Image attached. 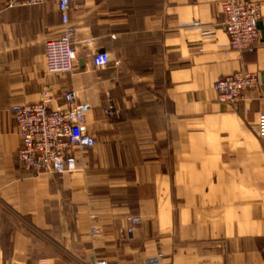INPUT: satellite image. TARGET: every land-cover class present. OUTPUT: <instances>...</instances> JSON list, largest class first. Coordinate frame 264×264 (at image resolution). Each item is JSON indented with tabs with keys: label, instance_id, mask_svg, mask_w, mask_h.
<instances>
[{
	"label": "crops",
	"instance_id": "crops-1",
	"mask_svg": "<svg viewBox=\"0 0 264 264\" xmlns=\"http://www.w3.org/2000/svg\"><path fill=\"white\" fill-rule=\"evenodd\" d=\"M227 1L71 0L77 63L49 74L55 3L0 0V264H264V0L254 53L229 49ZM238 72L258 86L221 102L214 85ZM70 91L95 146L71 173L25 170L8 109ZM126 217L141 219L131 237Z\"/></svg>",
	"mask_w": 264,
	"mask_h": 264
},
{
	"label": "built area",
	"instance_id": "built-area-1",
	"mask_svg": "<svg viewBox=\"0 0 264 264\" xmlns=\"http://www.w3.org/2000/svg\"><path fill=\"white\" fill-rule=\"evenodd\" d=\"M48 1L57 7L61 33L45 44V70L49 74H71L78 59L73 46L75 30L69 20L71 0H7L6 6L33 7ZM222 10L223 31L228 38L229 49L254 53L259 43L260 5L252 0H229L222 5ZM87 44L91 45L92 40ZM110 62L108 55L102 52L95 53L91 59L94 68L99 70L105 69ZM258 84L256 75L238 72L217 82L214 89L221 102L233 105ZM63 101V107L51 108L52 96L44 93L37 103L16 104L8 109L20 139L15 157L25 170L44 175L71 173L77 166L76 156L95 146V139L86 128L89 108L78 105L71 91L63 95ZM103 113L112 118L118 116L120 110L115 103L108 101ZM253 132L257 138L264 139V113L259 116ZM125 221L129 224L126 233L131 237L134 226L139 225L141 219L126 217ZM160 259L161 255H158L156 261ZM94 264L107 263L100 260Z\"/></svg>",
	"mask_w": 264,
	"mask_h": 264
},
{
	"label": "water",
	"instance_id": "water-1",
	"mask_svg": "<svg viewBox=\"0 0 264 264\" xmlns=\"http://www.w3.org/2000/svg\"><path fill=\"white\" fill-rule=\"evenodd\" d=\"M258 30H260V31L262 30L260 25H258Z\"/></svg>",
	"mask_w": 264,
	"mask_h": 264
}]
</instances>
